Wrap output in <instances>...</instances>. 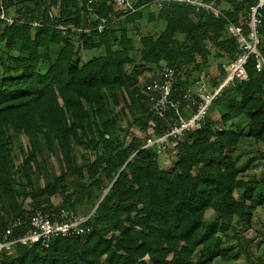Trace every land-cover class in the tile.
I'll return each instance as SVG.
<instances>
[{"label": "trees", "instance_id": "16d2710c", "mask_svg": "<svg viewBox=\"0 0 264 264\" xmlns=\"http://www.w3.org/2000/svg\"><path fill=\"white\" fill-rule=\"evenodd\" d=\"M1 1L7 14L11 8L16 14L10 25L0 21V239L17 219L22 225L13 227L11 238L23 235L37 211L51 218L60 209L76 214L77 204L86 199L93 212L83 223L89 229L84 236L52 238L45 247L17 244L0 255V264H211L214 258L237 259L242 247L235 252L221 247L231 238L227 231L234 219L249 223L264 199V171L259 178H241L248 165L240 167L235 154L244 138L264 144V73L256 69L254 55L245 66L248 79L227 84L200 128L169 142L173 160L167 167L160 163V148L146 146V141L163 135L173 115H150L151 91L145 95L134 88L137 72L128 68L150 70L164 63L175 69L174 98L198 80L217 87L240 52L227 26L248 33V14L259 0H206L219 10L217 15L174 2L154 5L158 13H148V20L165 24L159 34L138 36L137 59L130 54L135 37L125 24L141 17L146 1L125 16L105 0L90 7L73 0ZM260 18L257 49L264 57V6ZM71 37H77L80 47ZM52 46L58 48L54 56ZM102 47L103 53L78 64L80 49ZM210 56L219 61L208 63ZM203 69L208 73L196 78ZM231 84L233 96L227 94ZM116 91L129 96L131 125L143 136L129 134L109 117ZM198 101L183 104L182 114H193ZM219 106L215 121L210 113ZM98 115L105 120L96 122ZM43 143L61 153L65 167L45 185L34 181ZM74 147L80 154L91 150V158L77 166ZM56 194L62 196L58 205L51 199ZM207 210L215 222L205 231ZM197 252L201 255L194 261ZM246 260L264 264L249 255Z\"/></svg>", "mask_w": 264, "mask_h": 264}, {"label": "built area", "instance_id": "2783aa9c", "mask_svg": "<svg viewBox=\"0 0 264 264\" xmlns=\"http://www.w3.org/2000/svg\"><path fill=\"white\" fill-rule=\"evenodd\" d=\"M79 5L90 7L97 0H73ZM110 2L120 10L122 16L132 14L142 8L138 6L140 0H105ZM144 4L161 5L163 3H180L191 5L196 9H205L212 11L215 15L219 14L211 3L206 0H143ZM264 6V0L259 2L250 9L248 14L247 25L249 32L244 33L241 26H235L229 23L227 29L229 33L236 38L240 52L236 55L235 59L226 66L227 74L213 89L209 88L204 82L197 81L193 85L184 89L182 94L174 98L172 95L173 86L176 82L177 74L175 69L164 67L160 76L153 80L150 90V115L154 118H164L167 112H171V123L167 131L157 137H150L146 141V146L157 145L159 148L165 149L171 140L181 138L187 131L200 128L204 118L207 115L208 108L212 101L220 94L221 90L233 80L245 81L248 79L246 72V63L250 55L255 57V67L258 71L264 73V57L257 49L258 35L257 28L261 23L260 10ZM0 21L5 24H12L15 22L14 18L7 14L2 7L0 0ZM23 22V20H20ZM37 25V23H34ZM103 25H99L98 29H102ZM62 28V27H61ZM197 102L196 111L189 117L182 114L181 108L183 104L189 102ZM89 217V216H88ZM88 217L78 218L73 212L66 209H60L56 218H51L49 214L41 211L35 212L31 215L28 223L27 231L19 236L11 238L13 227H20L21 220L17 219L13 222L12 226L8 227L0 239V255L2 253L11 252L17 244L20 245H39L45 247L52 238L56 237H75L84 236L89 229L83 226V223Z\"/></svg>", "mask_w": 264, "mask_h": 264}, {"label": "rangeland", "instance_id": "374dc122", "mask_svg": "<svg viewBox=\"0 0 264 264\" xmlns=\"http://www.w3.org/2000/svg\"><path fill=\"white\" fill-rule=\"evenodd\" d=\"M155 4H150L147 7H144L141 9L143 11L140 18H137L136 21H134L132 24L128 23L125 24L126 27H128V32H130V35L134 38L133 46H132V52L130 53L131 56H133L135 59H137V53L136 50L139 47V40L138 36H143L147 34H159V32L164 27V20L162 19H156L149 21L147 18V14L154 11L156 13L157 6L154 7ZM227 7L226 5H223V8ZM158 13V12H157ZM9 15H15L14 8H11L9 10ZM157 15V14H156ZM124 22H122L123 24ZM120 23L116 24V27H119ZM61 28V27H59ZM71 40L73 41L74 45L76 47H80V43L77 41V37H71ZM80 49V48H79ZM58 51V48L56 46L51 47L50 55L54 56ZM104 52V48L98 49V50H92V51H85L80 49V52L78 54V57L76 58L78 60V64L81 65L82 63L86 62L88 59L99 55ZM216 61H219V59L214 58L213 56L208 57V63L215 64ZM164 67V63L160 64L159 66H153L152 69L146 68H140L136 69L134 67H129L128 71L132 72L135 71L137 73H134L137 80L134 83L133 87L139 88L140 91L144 92L145 95L149 94L150 90V84L149 82L158 78L160 74L162 73ZM214 69H212L213 71ZM209 71V69L207 70ZM205 69H203L200 73L194 74L196 78H202L207 74ZM211 71V72H212ZM210 72V73H211ZM215 73V71L213 72ZM194 76H192L194 78ZM148 83V84H147ZM147 85V86H146ZM147 87V90H144V87ZM209 88L210 85H207ZM151 91V90H150ZM227 94L230 96H233V85L231 84L229 87V90L227 91ZM116 101H109L110 111L108 112L109 117H114L116 120V125L120 127L121 129L126 130L129 134L134 135L136 137L143 136L139 131V128L136 125H131L132 119H133V113L132 111L127 107L126 104H129V96L126 92H119L116 91ZM221 108L215 107L212 109L210 113V117L214 119L215 121L220 117ZM96 122H101L102 120H105L102 118L101 115L96 116ZM152 121H150V124ZM148 133H152V130L150 129ZM124 133H121L123 135ZM23 146L27 147L28 141L25 136L22 137ZM73 157L74 162L77 166L81 165L84 161H87L92 156L91 150H86L82 154L74 147L73 148ZM160 154V163L164 166H169L171 164V161L173 160V143L167 145L165 149L160 148L159 149ZM235 154L238 155L239 158V166L247 168L245 169V172H242L240 177H244L246 179H255L259 178L261 173L264 171V144L261 142L254 141L250 138H244L241 140L239 147L235 151ZM63 157L61 156L60 152H51L46 148V145L43 143V154L38 157V161L40 164L39 171H36L34 169V181L35 184H41L45 185L47 183L48 177H54L60 175L61 171L65 169L63 164ZM73 176H69L67 181L72 180ZM52 202L56 203V205L60 204L62 202V196L59 194H56L52 196ZM30 197L26 198L23 202L26 207L30 204ZM93 212L91 203H88L86 199H82L81 202H79L76 206V214L75 216L78 218H84L88 217ZM206 227L205 231L210 227V224H213L215 222V215L211 210H207L206 215ZM233 229H229L227 231L228 237H231L228 241L222 243L221 247L225 250H228L230 248H233L234 252L237 251L240 247L239 251L240 256L237 259H233L231 261H223L220 258H214L210 262L211 264H249V262L246 260V255L252 256L254 260L257 258L264 259V199L263 203L260 206H257L255 210L252 212V217L249 223H244L242 221H239L237 219H234ZM242 239L241 244L238 243ZM200 253L197 252V255L194 257V261H198L200 257Z\"/></svg>", "mask_w": 264, "mask_h": 264}]
</instances>
